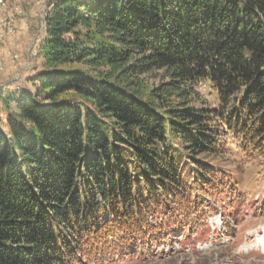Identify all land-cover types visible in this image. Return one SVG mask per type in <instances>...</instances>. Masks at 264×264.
I'll return each mask as SVG.
<instances>
[{"label": "trees", "instance_id": "trees-1", "mask_svg": "<svg viewBox=\"0 0 264 264\" xmlns=\"http://www.w3.org/2000/svg\"><path fill=\"white\" fill-rule=\"evenodd\" d=\"M37 47L0 90V264L165 259L206 225L193 192H226L225 140L264 159V0H52Z\"/></svg>", "mask_w": 264, "mask_h": 264}, {"label": "rangeland", "instance_id": "rangeland-1", "mask_svg": "<svg viewBox=\"0 0 264 264\" xmlns=\"http://www.w3.org/2000/svg\"><path fill=\"white\" fill-rule=\"evenodd\" d=\"M51 1L0 0V90L9 94L30 90L26 78L42 70L37 44ZM198 89L207 105L216 106L215 94L207 85ZM5 116L0 103L1 120ZM225 146L229 150L220 164L227 174L226 192L211 196L194 191L191 195L212 209L205 227L195 234L186 232L185 238L180 236L165 259L144 263L126 257L116 264H196L197 260L203 264H264V159L250 160L231 138L225 140ZM162 250L168 252L169 247Z\"/></svg>", "mask_w": 264, "mask_h": 264}]
</instances>
